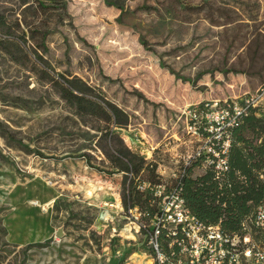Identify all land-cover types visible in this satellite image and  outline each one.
Listing matches in <instances>:
<instances>
[{"label": "rangeland", "instance_id": "obj_1", "mask_svg": "<svg viewBox=\"0 0 264 264\" xmlns=\"http://www.w3.org/2000/svg\"><path fill=\"white\" fill-rule=\"evenodd\" d=\"M263 85L264 0H0V264H153L124 200L173 184L190 110Z\"/></svg>", "mask_w": 264, "mask_h": 264}, {"label": "built area", "instance_id": "obj_2", "mask_svg": "<svg viewBox=\"0 0 264 264\" xmlns=\"http://www.w3.org/2000/svg\"><path fill=\"white\" fill-rule=\"evenodd\" d=\"M250 110L263 117L264 85L239 102L215 100L190 110L185 128L200 143L183 158L174 178L184 175L186 166L196 161L202 172L210 168L214 178L220 180L229 169L231 131ZM260 177L264 179V172ZM180 189L179 183L167 187L163 182L153 187L158 200L149 236L153 264H264V247L251 241L248 225L251 222L264 231V203L243 220V233H228L217 224L199 220L186 206Z\"/></svg>", "mask_w": 264, "mask_h": 264}, {"label": "trees", "instance_id": "obj_3", "mask_svg": "<svg viewBox=\"0 0 264 264\" xmlns=\"http://www.w3.org/2000/svg\"><path fill=\"white\" fill-rule=\"evenodd\" d=\"M63 89L64 97L76 104L78 111L84 105L83 101H89L91 111L96 107V103L85 95L74 93L69 87ZM203 104L200 103L199 108ZM109 107L103 110L109 117H115L119 110L111 105ZM260 117L250 110L232 129L227 151L229 169L220 180L214 178L210 168L194 173V168L200 166L196 161L186 166L184 175L173 180L172 185L180 184V194L186 206L199 220L205 224H217L228 233H243V220L264 203V179L260 177L264 172V120ZM128 161L127 169L137 174L142 164L136 165L132 157ZM145 169L148 170V166ZM151 175L154 179L143 182L147 186L141 184L140 190L133 191L131 200H124L126 208L141 206L150 219L158 211V206L153 208L151 204L157 199L153 195V187L163 183L154 170Z\"/></svg>", "mask_w": 264, "mask_h": 264}, {"label": "crops", "instance_id": "obj_4", "mask_svg": "<svg viewBox=\"0 0 264 264\" xmlns=\"http://www.w3.org/2000/svg\"><path fill=\"white\" fill-rule=\"evenodd\" d=\"M200 172H202V169H199V172H197V173H200Z\"/></svg>", "mask_w": 264, "mask_h": 264}]
</instances>
